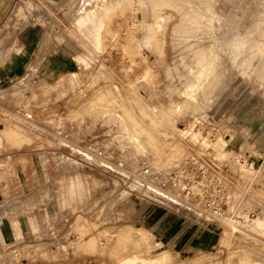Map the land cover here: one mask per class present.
Segmentation results:
<instances>
[{
	"label": "rangeland",
	"instance_id": "374dc122",
	"mask_svg": "<svg viewBox=\"0 0 264 264\" xmlns=\"http://www.w3.org/2000/svg\"><path fill=\"white\" fill-rule=\"evenodd\" d=\"M16 2L0 31V56L21 51L22 30L38 29L42 51L101 58L92 101L121 113L141 155L155 163L175 139L183 150L172 160L181 156L177 129L203 112L231 120L239 141L248 138L252 157L264 162V0ZM40 64L0 85V264H15L8 251L27 244L43 264H264L257 225L241 233L218 228L217 236L198 231L53 153L48 133L10 122L9 108L24 100ZM75 71L40 75L36 114L74 92L83 80L72 78ZM256 188L249 205L261 206L263 218L264 182ZM67 217L74 237H51Z\"/></svg>",
	"mask_w": 264,
	"mask_h": 264
},
{
	"label": "built area",
	"instance_id": "2783aa9c",
	"mask_svg": "<svg viewBox=\"0 0 264 264\" xmlns=\"http://www.w3.org/2000/svg\"><path fill=\"white\" fill-rule=\"evenodd\" d=\"M89 58L78 61L71 74L73 79L81 76V83L52 103L50 111L36 114L33 98L40 91V75L32 77L24 100L9 108L8 120L48 133L56 143L53 153L108 177L117 190L162 209L167 217L201 232L247 231L263 212L249 201L254 202L256 184L264 182V162L258 164L252 157L255 146L248 138L239 135V141L231 120L202 112L180 123L185 152L169 166L158 168L150 154L139 153V143L126 130L121 113L92 101L93 81L105 64L101 58ZM92 66L98 68L91 70ZM50 235L73 238L70 218L51 227ZM33 248L32 244L13 246L8 255L15 264H23L37 260ZM28 250L33 254L30 259L24 256Z\"/></svg>",
	"mask_w": 264,
	"mask_h": 264
},
{
	"label": "crops",
	"instance_id": "0c3cea01",
	"mask_svg": "<svg viewBox=\"0 0 264 264\" xmlns=\"http://www.w3.org/2000/svg\"><path fill=\"white\" fill-rule=\"evenodd\" d=\"M17 0H0V31L5 23V18L11 9L15 6ZM60 1V0H53ZM13 3V4H12ZM13 6V7H14ZM42 33L38 29L22 30L21 41L23 47L21 51L8 52L7 55L0 56V85L9 87L17 83L23 77L34 72L35 63L39 61L35 71L38 75L49 74L52 77L71 73L77 69V62L80 61L79 55H73L66 50L58 49L42 51L43 40L40 39ZM58 49V50H57ZM170 218V217H168ZM176 220V219H175ZM169 221V220H167ZM171 222V221H170ZM173 222V221H172ZM196 233V232H195ZM200 233H196L198 235ZM32 253V251H30ZM23 264H43L39 259H30ZM55 264V263H52ZM98 264H103L99 262Z\"/></svg>",
	"mask_w": 264,
	"mask_h": 264
},
{
	"label": "bare ground",
	"instance_id": "6f19581e",
	"mask_svg": "<svg viewBox=\"0 0 264 264\" xmlns=\"http://www.w3.org/2000/svg\"><path fill=\"white\" fill-rule=\"evenodd\" d=\"M155 2H156V0H155ZM163 2V1H162ZM158 4V3H157ZM162 4V3H161ZM153 5H155V4H153ZM170 5V4H169ZM150 6V5H149ZM151 6H152V4H151ZM163 6H164V4H163ZM19 8V7H18ZM19 83H21V85H23L22 84V82L20 81ZM190 86H192V85H190ZM24 87V86H23ZM22 88V87H21ZM40 88H41V86H40ZM35 96V95H34ZM160 122V121H159ZM177 135L179 136L180 135V133H179V131H178V129H177ZM153 139H154V142L156 141V142H158V140L156 139V136L155 137H153ZM165 148L167 149V153H166V155L165 156H163V157H160V158H158L157 159V161L155 162V165L158 167V168H164V167H166V165L168 164V162L170 161V160H172V157H174V156H176V155H179L180 154V152L183 150V145L180 143V142H178V141H176L175 139L174 140H171V142H169V143H166V145H165ZM170 165V164H169ZM168 165V166H169ZM258 226L259 228H257V230H264V217L263 218H256L254 221H253V223L248 227V228H251V227H255V226ZM205 232V231H204ZM206 233H209L210 235H213V236H217L216 235V233H212V232H206ZM165 257V256H164ZM251 262V261H250ZM252 263V262H251ZM255 263V262H254ZM259 263V262H258ZM262 263H264V262H262Z\"/></svg>",
	"mask_w": 264,
	"mask_h": 264
}]
</instances>
